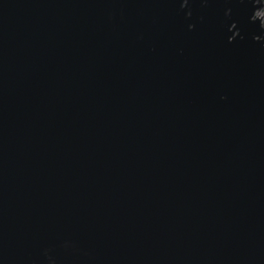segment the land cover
I'll list each match as a JSON object with an SVG mask.
<instances>
[{
	"label": "water",
	"instance_id": "obj_1",
	"mask_svg": "<svg viewBox=\"0 0 264 264\" xmlns=\"http://www.w3.org/2000/svg\"><path fill=\"white\" fill-rule=\"evenodd\" d=\"M0 264H264V0H0Z\"/></svg>",
	"mask_w": 264,
	"mask_h": 264
}]
</instances>
